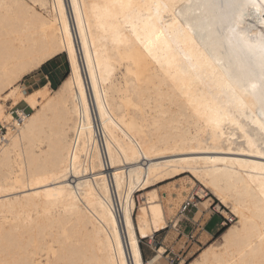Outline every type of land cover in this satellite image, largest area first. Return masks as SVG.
I'll use <instances>...</instances> for the list:
<instances>
[{"label":"bare ground","instance_id":"1","mask_svg":"<svg viewBox=\"0 0 264 264\" xmlns=\"http://www.w3.org/2000/svg\"><path fill=\"white\" fill-rule=\"evenodd\" d=\"M34 1L0 8V95L62 53L69 72L0 99V264H144L175 214L147 191L135 224L133 194L184 171L238 218L188 264H264V0Z\"/></svg>","mask_w":264,"mask_h":264},{"label":"rangeland","instance_id":"2","mask_svg":"<svg viewBox=\"0 0 264 264\" xmlns=\"http://www.w3.org/2000/svg\"><path fill=\"white\" fill-rule=\"evenodd\" d=\"M7 1L9 3H32L33 7L37 10L43 11V7L34 0ZM47 62L49 63L47 65H52V67L59 65V70L55 74L56 79L59 80L63 76L66 77L68 75L69 63L65 53L59 54L45 63ZM41 66L37 67L35 72L28 74L27 79H25L22 84L17 83L19 90H23V92L26 93L39 90L42 85L48 81L45 76L41 74ZM49 88L52 87L49 86ZM15 105L13 104V98H10L4 103V110L11 113L14 108L24 107L25 113L29 114L32 111L23 101ZM11 114L14 119H17L15 113ZM3 131L6 133L7 129L4 127ZM38 143L40 146L44 145L43 142ZM232 148H234V145ZM222 153L228 155H233L234 153L251 155L247 153H238L236 151L234 153L232 151H223ZM147 191L155 192L156 198H159V200L163 202L171 198L170 207L173 208L175 215L168 216V226L165 229L148 236L139 237V245L144 264H147V260H149L150 257L157 254L156 251L160 247L163 248L164 253L159 261H157V264H188L200 258L201 252L209 245L216 246L215 248L219 247L222 244L220 235L223 230L227 226L235 224L238 220L233 212H231L230 202L225 204L222 203L221 200L215 197L211 190L205 186L200 178L191 174L189 171H184L164 179H154L146 189L136 190L134 192L133 200L135 208L133 219L135 224L136 212L139 206H142L144 204L143 202L146 201ZM186 197H192L195 206H193L191 211L183 218L178 215L177 210ZM58 210L59 208H55L53 213H56ZM226 216L234 218L233 221L228 222L227 225L221 223ZM49 244L51 247L56 246L54 242H50ZM46 252H41L39 255V264H43L46 261V257L47 259L50 258V252Z\"/></svg>","mask_w":264,"mask_h":264},{"label":"snow or ice","instance_id":"3","mask_svg":"<svg viewBox=\"0 0 264 264\" xmlns=\"http://www.w3.org/2000/svg\"><path fill=\"white\" fill-rule=\"evenodd\" d=\"M9 7H10V5L7 3V0H0V8L7 9ZM22 44H23L22 40H15V39H12L11 37L6 38L5 42H4L5 55L6 56H12L14 52H19L21 50ZM37 67L38 66L35 63L26 67L25 71L19 75L18 83L22 84L23 81L25 79H27V75L32 73V72H35L37 70ZM17 86H18L17 83H13L12 86L6 90L4 95H0V99H4L5 95L15 96ZM20 94L23 96L27 95V93L23 92V90H21ZM34 107H36L38 110L37 105H34ZM262 239H264V238H262Z\"/></svg>","mask_w":264,"mask_h":264},{"label":"built area","instance_id":"4","mask_svg":"<svg viewBox=\"0 0 264 264\" xmlns=\"http://www.w3.org/2000/svg\"><path fill=\"white\" fill-rule=\"evenodd\" d=\"M20 111L25 112V109L24 108H14L11 113H15L17 119H20L21 118ZM3 129H4L3 125L0 124V133L2 134V136H4L3 134H5ZM193 206H195V204H194V202L192 200V197H186L184 199V201H182V203L180 204V206L178 208V215L183 217V218H185L186 215L191 211V208ZM230 221H231L230 218L224 217V219H223V221L221 223L227 225L228 222H230Z\"/></svg>","mask_w":264,"mask_h":264},{"label":"crops","instance_id":"5","mask_svg":"<svg viewBox=\"0 0 264 264\" xmlns=\"http://www.w3.org/2000/svg\"><path fill=\"white\" fill-rule=\"evenodd\" d=\"M48 62L45 63L44 70H41V74L45 76V78L48 80L49 86L52 87V83L57 87L59 83L62 81L63 77L59 80L55 78L56 72L59 70V65H55L52 67V65H47ZM24 108V107H22Z\"/></svg>","mask_w":264,"mask_h":264},{"label":"trees","instance_id":"6","mask_svg":"<svg viewBox=\"0 0 264 264\" xmlns=\"http://www.w3.org/2000/svg\"><path fill=\"white\" fill-rule=\"evenodd\" d=\"M41 70H44V66L42 65L41 66ZM65 76H63V78H64ZM56 86L52 83V88H55Z\"/></svg>","mask_w":264,"mask_h":264}]
</instances>
